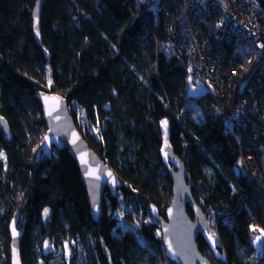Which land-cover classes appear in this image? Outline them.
Listing matches in <instances>:
<instances>
[{
    "label": "trees",
    "instance_id": "16d2710c",
    "mask_svg": "<svg viewBox=\"0 0 264 264\" xmlns=\"http://www.w3.org/2000/svg\"><path fill=\"white\" fill-rule=\"evenodd\" d=\"M36 1L0 0V114L10 126L8 136L0 130V264H10L15 215L23 264H173L150 212L172 200L169 171L158 177L169 164L164 149L184 162L205 212L233 216L232 223L210 224L214 246L198 236L200 252L212 264H264V246L252 238L256 227L264 230V201L239 168L243 133L227 118L249 69L240 68L222 95H193L187 58L168 42L154 0H45L39 43ZM20 53L27 58L22 67L14 60ZM40 91L67 98L81 135L122 181L114 192L105 189L98 221L69 149L53 148L50 158L42 153ZM121 203L137 230L116 232ZM45 207L52 210L46 227ZM47 236L55 251L44 255Z\"/></svg>",
    "mask_w": 264,
    "mask_h": 264
},
{
    "label": "built area",
    "instance_id": "2783aa9c",
    "mask_svg": "<svg viewBox=\"0 0 264 264\" xmlns=\"http://www.w3.org/2000/svg\"><path fill=\"white\" fill-rule=\"evenodd\" d=\"M164 31L174 50L187 58L194 78L228 90L238 70L248 67L232 115L243 136L238 164L264 201V8L258 0H165ZM232 223L231 213L215 214ZM252 234V238H253Z\"/></svg>",
    "mask_w": 264,
    "mask_h": 264
},
{
    "label": "water",
    "instance_id": "95a60500",
    "mask_svg": "<svg viewBox=\"0 0 264 264\" xmlns=\"http://www.w3.org/2000/svg\"><path fill=\"white\" fill-rule=\"evenodd\" d=\"M45 0H37L33 10V31L38 43L41 39L40 24L41 10ZM264 8V0H258ZM43 118L47 126L41 150L43 155L50 158L53 148L67 147L75 159L81 174L82 182L86 188L90 202L91 214L98 221L103 213V198L105 189L111 191L120 189L122 181L115 171L102 159L81 135L69 110L67 98L51 91H40L37 94ZM0 130L8 136L10 126L8 121L0 114ZM167 154L170 164L169 175L172 181V200L165 209L164 214L152 205L151 215L158 221L161 230V241L166 257L173 264H212L204 256L197 244L200 234L209 232L211 226L208 216L211 210L204 211L193 196L195 185L184 162L168 149ZM193 212V218L188 214L187 208ZM47 210V214H45ZM52 217L50 207H45L41 213V222L46 227ZM18 216L15 215L9 225L10 236V264H23L21 245L23 231L17 227ZM50 238L43 243V254L50 252Z\"/></svg>",
    "mask_w": 264,
    "mask_h": 264
},
{
    "label": "rangeland",
    "instance_id": "374dc122",
    "mask_svg": "<svg viewBox=\"0 0 264 264\" xmlns=\"http://www.w3.org/2000/svg\"><path fill=\"white\" fill-rule=\"evenodd\" d=\"M162 2H160V0H154L153 3V8L156 9V11H158L161 7ZM2 49V47H0V50ZM168 49L170 50V47L168 45ZM172 51V49H171ZM173 52V51H172ZM15 60V65H17L18 67H22V65L24 64V62L27 61L26 55L23 53H20L18 55L15 56L14 58ZM248 69V67H246ZM245 69V70H247ZM39 71V75H40V80L41 83L46 86L47 88L50 87V82H49V78L47 77V73L46 75L44 74V72H42V70H38ZM47 72V71H46ZM248 72V71H247ZM190 83V93L193 95H198L200 93H202L205 90H212L213 87L212 85L208 84V83H204L201 80L197 79V78H190L189 80ZM83 120V119H82ZM108 164V163H107ZM239 168L241 169V167L239 166ZM170 169V165L167 164L165 165L159 172L158 177H161L162 175H164L165 173H167ZM164 189V186H163ZM171 203V201H167L165 200L163 205L160 207V211L162 214H164L165 209L167 208V206ZM134 215L130 212V208L128 206H126L124 203H121V207L114 212L113 217H115V219L117 220V233H123L126 230H137L138 226H137V221L135 223L134 220H132L131 218ZM208 221L209 224L211 223H215L216 225V217L215 215L211 214L208 217ZM19 230H22L21 228L18 227ZM206 235V237L208 238V240L210 241V243L212 244V246L215 245L216 240L213 239L207 232L204 233ZM253 240L255 241V244L258 248H261L264 246V230L260 227H256V229H254L253 231ZM46 238H49L48 236ZM260 242V243H259ZM50 251L54 252L55 248L53 246V243H50Z\"/></svg>",
    "mask_w": 264,
    "mask_h": 264
},
{
    "label": "snow or ice",
    "instance_id": "6c2138e0",
    "mask_svg": "<svg viewBox=\"0 0 264 264\" xmlns=\"http://www.w3.org/2000/svg\"><path fill=\"white\" fill-rule=\"evenodd\" d=\"M165 125H166V122H165ZM45 214H47V210H45Z\"/></svg>",
    "mask_w": 264,
    "mask_h": 264
}]
</instances>
